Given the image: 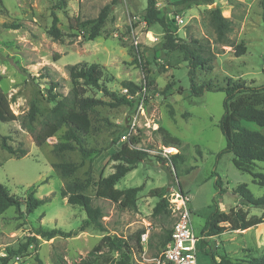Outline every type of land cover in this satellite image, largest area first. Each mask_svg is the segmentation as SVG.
<instances>
[{
    "label": "rangeland",
    "instance_id": "374dc122",
    "mask_svg": "<svg viewBox=\"0 0 264 264\" xmlns=\"http://www.w3.org/2000/svg\"><path fill=\"white\" fill-rule=\"evenodd\" d=\"M177 0H157L160 16L164 15L174 36L180 41L191 37L206 39L210 43L212 69L196 71V81L223 83L230 77L247 85L264 84V4L262 0H214L210 5H198L182 9ZM112 0H0V88L6 94L11 109L16 115L25 113L32 102L39 108L36 124L51 110V93L67 94L72 87L67 65L77 62L97 63L101 69L100 83L117 95H128L131 103L117 106L110 104L111 98L97 87L76 85L79 97L100 98V104L89 112L91 129L83 139L87 148L99 150L83 158L78 149L61 154L53 152V144L62 141L65 127L54 136L38 145L32 134L22 128L20 121L2 122L0 134L7 136L13 147H24L27 154L17 158L1 148L0 182L11 194L24 200L33 191L37 198L49 197L31 212L20 211L10 206L0 213V255L7 248L17 249L28 235L41 227L72 231L68 237L57 235L51 239L38 237V245L14 255L8 264H75L105 235H116L128 239L141 233V249L132 253V264H145L157 255L164 246L162 242L177 218L181 199L185 200L191 214V223L196 236L203 241L204 249H198L199 264H214L220 256L230 257L241 264L264 252V209L242 207L248 216L255 212L262 216L261 225L241 236L238 230L225 231L214 240L201 236L213 200L220 209L243 205L233 189L240 183L247 184L255 197L264 193V187L253 182L252 176L239 168L232 153L219 152L225 139L219 128L223 114L225 93L205 91L200 96L189 93L190 80L187 62L179 50L163 48L164 31L159 24L147 26L142 17L147 0H116L99 34L87 40L90 24L70 28L69 21L94 19L100 9ZM219 6L222 14L231 21L228 33L229 44L216 41L209 24V11ZM55 11L63 32L61 40L48 34ZM75 24L74 19H72ZM243 44L246 51L237 56L236 46ZM56 57H59L56 59ZM140 63L150 70L144 77ZM123 80L133 81L142 87L133 94L123 88ZM55 84V87L52 85ZM170 87L162 92L165 86ZM162 126L181 141V146H170L173 154H179L175 163L171 155L161 154ZM126 133L127 138L122 135ZM132 138L137 147L147 152L144 160L126 173L117 187L141 186L135 209H121L117 203L94 197L95 182L100 176L114 171L117 161L111 155ZM68 161L78 165L68 177L60 176L52 167L54 162ZM249 171L263 172L264 163L247 166ZM215 171L220 178L222 194L214 186ZM91 184L85 193L93 197V204L102 208L104 230L92 225L83 231L77 228L86 217L78 206L70 205L59 194L64 182L85 180ZM162 189L168 205L161 212H154L161 199L153 189ZM182 197V198H181ZM22 211V212H21ZM243 233V232H242ZM240 237H239V235ZM260 237L261 240H258ZM247 241V246L236 250V258L222 253L218 245L230 247L235 241ZM107 256L117 257L115 252ZM213 256L214 258L212 259Z\"/></svg>",
    "mask_w": 264,
    "mask_h": 264
},
{
    "label": "trees",
    "instance_id": "16d2710c",
    "mask_svg": "<svg viewBox=\"0 0 264 264\" xmlns=\"http://www.w3.org/2000/svg\"><path fill=\"white\" fill-rule=\"evenodd\" d=\"M116 0L105 4L94 19H86L80 21L77 17L69 21L70 28L74 29L78 26H86L90 24V31L87 40H93L103 26L111 6ZM214 0H177L180 8L186 9L198 5H210ZM264 4V0H262ZM52 22L48 28V34L54 40H61L63 36L62 30L59 28V18L55 11H52ZM147 26L159 24L164 31L163 48L166 50H179L184 61L188 66V77L190 80L189 93L192 96H200L205 91H221L225 93L223 100V114L219 121V128L225 139V146L219 152L232 153L234 160L238 163L239 168L248 172L252 176L253 182L264 187V171L253 172L249 171L247 166L257 162L264 163V84L255 86L247 85L239 80L234 81L230 77L224 79L223 83H214L205 81L198 83L196 81V71L211 70L212 57L210 53V43L206 39L191 37L188 41H179L168 25L164 15L160 16V11L157 7V0H147L145 12L142 17ZM264 19V14H263ZM209 24L212 27L216 41L221 44H229L228 33L231 31V21L222 14L221 8L215 6L209 11ZM246 51L245 45L242 43L236 46V55L239 56ZM59 57H56L58 59ZM144 77L147 78L150 70L145 64L140 63ZM68 74L72 82V87L67 94L51 93L48 99L54 102L51 110L36 124L39 108L35 102H32L29 109L20 115H16L11 109L9 100L6 94L0 88V124L2 122H10L19 120L22 128L32 134L35 142L38 145L43 144L48 138L54 136L62 127H65L63 140L53 144V152L61 154L65 151L78 149L83 158H87L92 154H97L99 150L87 148L83 139V135L87 134L91 129L92 123L89 117V112L95 106L106 104V101L100 98L79 97L76 90V85L82 81L85 85H92L99 88L104 95L111 98L110 104L117 106L124 103H131L128 95H117L113 91H109L106 86L101 85V69L97 63L77 62L67 65ZM1 80V76H0ZM123 88L127 89L128 94H133L142 87L130 80L121 82ZM55 87V84L52 85ZM170 87L165 86L162 92H165ZM158 132L162 134L163 144L165 146H181V141L172 136L166 129L159 126ZM1 148L14 154L17 158H21L27 154V149L24 147H13L7 142V136L1 135ZM136 142L130 138L126 141L119 150L111 155V159L117 161L114 165V171L106 176H100L95 182L94 197L103 198L117 203L121 209H135L137 207L138 192L142 189L141 186L135 187H117L118 181L126 175L127 172L134 169L136 164L144 160L147 152L137 148ZM179 154L171 155L173 163L179 157ZM52 167L62 177L72 175L78 165L74 162L61 161L54 162ZM264 170V169H263ZM211 176H214V186L219 194L223 193L221 181L215 171H212ZM91 184V177L85 180H69L64 182L59 194L62 198H66L70 205L80 207L86 214V217L78 226V231H83L90 225L104 230L102 217L103 210L100 206L93 204V197L85 193V190ZM150 192H155L156 196L161 199L155 204L154 212H161L168 205V199L164 196L162 189H153ZM31 191L27 197L22 200L10 193L9 189L0 182V213L4 212L10 206H15L20 211V206L25 205V212H31L39 205L49 200L46 198H37ZM233 193L237 195L243 205L249 207H258L264 209V193L255 197L250 192L247 184L240 183L234 189ZM210 212L201 229V236H215L227 230H238L251 228L262 222V216L251 215L244 211L241 207H232L228 212L220 209L215 200L208 206ZM22 212V211H21ZM173 227L167 231V234L162 242V246L168 243L171 238ZM141 233L135 235V240L130 243L128 239L120 238L116 235L105 234L99 242L94 245L91 250L75 264H132V253L135 248L141 249ZM72 231H63L59 228L43 229L37 228L32 235H28L26 241L17 249L7 248L5 255H0V264H8L14 255L26 250L29 246L37 247L38 237L51 239L57 235L68 237ZM202 240L198 239L196 248L204 249L201 245ZM163 247V248H164ZM115 252L117 257L107 256L109 253ZM212 259L214 258L211 256ZM38 264H43L39 256H35ZM247 264H264V252L259 257H251L246 261ZM66 264V263H63ZM214 264H241L240 260L232 261L230 257L222 255L220 261Z\"/></svg>",
    "mask_w": 264,
    "mask_h": 264
},
{
    "label": "built area",
    "instance_id": "2783aa9c",
    "mask_svg": "<svg viewBox=\"0 0 264 264\" xmlns=\"http://www.w3.org/2000/svg\"><path fill=\"white\" fill-rule=\"evenodd\" d=\"M122 137L126 139L127 134L124 133ZM173 149L175 148L163 146L161 154L165 156L171 155ZM175 151L177 150L175 149ZM185 200H188L187 196L181 199V205L178 206L179 211L173 225L170 240L157 255L151 257L145 264H199L196 248L198 238L193 232L191 214Z\"/></svg>",
    "mask_w": 264,
    "mask_h": 264
},
{
    "label": "crops",
    "instance_id": "0c3cea01",
    "mask_svg": "<svg viewBox=\"0 0 264 264\" xmlns=\"http://www.w3.org/2000/svg\"><path fill=\"white\" fill-rule=\"evenodd\" d=\"M238 206H245V205H237L236 207H238ZM242 208V207H241ZM256 208V207H255ZM257 209V208H256ZM259 209H262V208H259ZM256 214H258L257 212H255L253 215H256ZM261 224H263L262 222L261 223H259V224H257V225H255V226H253V227H251V228H247V229H243V230H241V229H238V231L239 232H241V233H239V234H241V236L243 237V236H245V235H247L248 234V232H252V228H257V226H259V225H261ZM227 231H229V230H227ZM194 232V231H193ZM243 232V233H242ZM224 233V232H223ZM223 233H221V234H219L220 236H222V234ZM195 234V233H194ZM238 234V235H239ZM201 235V234H200ZM219 235H215V236H207L208 238H206V240H214L215 238H219L220 236ZM196 236V235H195ZM198 239H201V237L200 236H196ZM239 237H240V235H239ZM258 240H261L260 239V237H258ZM247 241L244 239V242L243 241H241V243H240V240H238V241H235V243L230 247V251L229 250H227V247H225V245L224 246H222V245H218L219 246V248H220V250H221V252L222 253H228L229 254V256H231L232 258H236V254L234 253V251H236V250H238V251H240V248H242V247H245V246H247Z\"/></svg>",
    "mask_w": 264,
    "mask_h": 264
}]
</instances>
